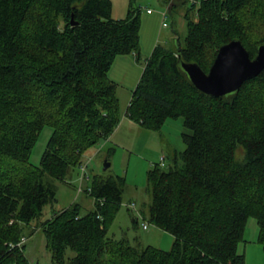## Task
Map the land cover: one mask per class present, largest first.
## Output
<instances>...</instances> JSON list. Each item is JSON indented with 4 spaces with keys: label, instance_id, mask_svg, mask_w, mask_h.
I'll list each match as a JSON object with an SVG mask.
<instances>
[{
    "label": "trees",
    "instance_id": "obj_1",
    "mask_svg": "<svg viewBox=\"0 0 264 264\" xmlns=\"http://www.w3.org/2000/svg\"><path fill=\"white\" fill-rule=\"evenodd\" d=\"M135 1L124 19H113L111 0H0V264H32L20 241L56 202L45 177L64 181L118 127L108 72L118 56L139 57ZM176 1L169 10L191 3L186 36L175 50L155 46L126 110L147 130L182 117L190 131L181 134L185 149L174 152L173 166L157 163L147 174L149 222L172 234L173 246L109 237L126 180L94 175L91 211L81 215L74 203L38 222L52 264H245L238 247L249 218L264 253V69L216 98L179 66L180 56L207 72L233 39L253 58L264 43V0ZM45 127L52 133L34 166L30 155Z\"/></svg>",
    "mask_w": 264,
    "mask_h": 264
},
{
    "label": "rangeland",
    "instance_id": "obj_2",
    "mask_svg": "<svg viewBox=\"0 0 264 264\" xmlns=\"http://www.w3.org/2000/svg\"><path fill=\"white\" fill-rule=\"evenodd\" d=\"M111 2L112 18L124 19L129 0H111ZM176 3L181 5L180 0ZM133 4L134 8L140 10L139 57L136 58L133 53L118 56L108 72L109 79L116 87L120 123L107 140L101 141L83 157L82 165H86L87 179L81 181L79 168L71 170L64 181L45 177L44 182L52 185L56 190V202L52 206L44 207L39 221H45L54 211L64 210L74 203L80 205L81 215L88 213L93 209V199L87 193L93 176L101 174L123 176L126 187L122 195V204L108 236L117 240L126 239L132 245H136L139 241L143 246L149 245L169 251L175 241L174 236L154 226L148 219L151 195L147 191V174L155 164L159 163L160 157L165 159V168L173 166L174 152H182L185 149L181 134L190 131L185 128L182 117L168 118L160 131L147 130L128 118L126 110L146 59L155 46L160 45L175 50L178 47L177 39L183 41L185 38L187 27L184 15L191 3L186 2L171 10L168 9L169 0H136ZM147 10L151 12L147 13ZM165 11H167L165 20L167 26L162 27V13ZM191 14L193 16V12ZM51 133L50 127H45L41 131L30 155L32 165L39 166ZM105 161L110 163V167L103 171ZM131 203L136 206V210L129 208L128 204ZM137 211L142 217L137 215ZM135 217L137 224L132 220ZM39 221H33L25 231V255L32 264H52L44 233L38 229ZM142 222L147 224L146 230L142 228ZM256 227L255 219L249 218L245 227L244 241L252 238ZM242 247L243 244H240L239 251ZM67 255L72 256V253L68 251ZM245 264H264V254L262 260H258L247 252Z\"/></svg>",
    "mask_w": 264,
    "mask_h": 264
},
{
    "label": "water",
    "instance_id": "obj_3",
    "mask_svg": "<svg viewBox=\"0 0 264 264\" xmlns=\"http://www.w3.org/2000/svg\"><path fill=\"white\" fill-rule=\"evenodd\" d=\"M179 66L192 85L207 96L222 98L238 92L241 85L264 69V43L258 45L256 54L250 57L243 44L233 39L217 50L207 72L196 63H186L179 56ZM110 167L105 161L103 171Z\"/></svg>",
    "mask_w": 264,
    "mask_h": 264
},
{
    "label": "crops",
    "instance_id": "obj_4",
    "mask_svg": "<svg viewBox=\"0 0 264 264\" xmlns=\"http://www.w3.org/2000/svg\"><path fill=\"white\" fill-rule=\"evenodd\" d=\"M116 60V59H115ZM115 131V130H114ZM94 156V155H93ZM92 156V157H93ZM160 160H159V163L161 164V157L159 158ZM164 162H165V159H164V157H163V161H162V163H163V165H164ZM139 212V211H138ZM140 213V212H139ZM140 215H141V213H140ZM141 217H142V215H141ZM144 230H146V229H144ZM257 235H258V228L256 227V229H255V232L253 233V236H252V238L251 239H249V240H245L244 242H242L241 244H243V247H242V250L241 251H239V247H238V251H239V253L240 254H243L244 256H245V259L247 258V252L249 253L250 252V254L253 256V257H256L258 260H262V255L264 254L263 253V250L262 249H260L261 247L256 243V240H257ZM248 244H249V246H248ZM240 245V244H239ZM247 247H248V249L250 250L251 249V251H248V249H247Z\"/></svg>",
    "mask_w": 264,
    "mask_h": 264
},
{
    "label": "built area",
    "instance_id": "obj_5",
    "mask_svg": "<svg viewBox=\"0 0 264 264\" xmlns=\"http://www.w3.org/2000/svg\"><path fill=\"white\" fill-rule=\"evenodd\" d=\"M150 12H151L150 10H147V13H150ZM166 19H167V11H165V12L162 13V27H166V26H167V24L165 23V20H166ZM162 161H163V157H161V165H163ZM79 169H80V171H81V175H80L81 181L87 179L88 177L85 175L86 165H81V166L79 167ZM90 192H91V189L88 188V189H87V193H90ZM128 205H129V208H131V209H135V210H136V206H135L134 204L131 203V204H128ZM137 215H138V216H141L140 213H139L138 211H137ZM141 226H142L143 229H147V224H146L145 222H142V223H141ZM25 241H26V239H25V237L23 236V237L21 238L20 243H24Z\"/></svg>",
    "mask_w": 264,
    "mask_h": 264
}]
</instances>
